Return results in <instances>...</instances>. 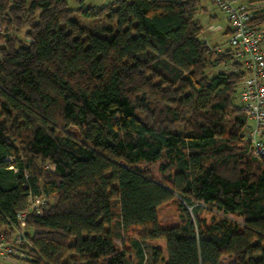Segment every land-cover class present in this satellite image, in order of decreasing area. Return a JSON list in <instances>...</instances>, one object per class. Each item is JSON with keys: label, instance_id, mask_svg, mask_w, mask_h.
<instances>
[{"label": "trees", "instance_id": "16d2710c", "mask_svg": "<svg viewBox=\"0 0 264 264\" xmlns=\"http://www.w3.org/2000/svg\"><path fill=\"white\" fill-rule=\"evenodd\" d=\"M66 1L0 0V238L18 228L25 264H146L151 240L149 264H264V155L241 72L205 73L231 58L197 0Z\"/></svg>", "mask_w": 264, "mask_h": 264}, {"label": "built area", "instance_id": "2783aa9c", "mask_svg": "<svg viewBox=\"0 0 264 264\" xmlns=\"http://www.w3.org/2000/svg\"><path fill=\"white\" fill-rule=\"evenodd\" d=\"M211 2L225 16L228 43L234 58L241 57L243 62L242 71L245 75L236 92L238 104L249 121L243 141L250 145L253 155H264V26L255 20V10L249 4H243L239 0ZM4 33L5 25L0 19V35ZM42 202L41 197H31L29 207L38 213V205ZM24 217L25 213H16L21 224ZM15 230L8 240L0 238V260L16 263L26 258L20 243L27 241L18 228Z\"/></svg>", "mask_w": 264, "mask_h": 264}, {"label": "rangeland", "instance_id": "374dc122", "mask_svg": "<svg viewBox=\"0 0 264 264\" xmlns=\"http://www.w3.org/2000/svg\"><path fill=\"white\" fill-rule=\"evenodd\" d=\"M70 8H74L76 3L74 0L66 1ZM90 4H95L93 1H89ZM87 2V3H88ZM214 14V15H213ZM212 15V17H210ZM194 19L199 22L202 32L200 34V39L205 41L207 45L214 47L216 45L221 51H228L232 62H221L219 64H215L210 68L206 69V75L210 76L219 72L229 73L233 70V72L238 73L241 72L242 76H244L243 62L241 57L234 58L233 51L230 49V45L228 43V37L225 33L226 21L225 16L221 11L217 9V7L211 2V0H197L196 8L194 11ZM264 26V25H263ZM24 29H21L18 32L14 31L13 27L8 28L9 36H16L20 39H23ZM213 60V56L211 57ZM242 78V77H241ZM236 96V95H235ZM237 100L235 99V102ZM150 169L152 170L155 176H159L158 164L150 165ZM190 211L191 207H187ZM200 217L205 218L207 221L211 215V212L207 209H201L199 212ZM158 220L162 226L170 227L178 223L179 216L178 210L176 207L175 199L169 200L163 203L158 209ZM20 228L22 230L25 228L22 225ZM24 231V230H23ZM12 237V236H11ZM10 237V238H11ZM116 245H119L120 240L114 239ZM144 251L146 253V264H149L153 260V252L155 249H159L161 256H164V241L163 240H151L147 241L143 244ZM0 264H25V262L19 261L16 263H10L8 261L0 260ZM224 264V263H222Z\"/></svg>", "mask_w": 264, "mask_h": 264}, {"label": "crops", "instance_id": "0c3cea01", "mask_svg": "<svg viewBox=\"0 0 264 264\" xmlns=\"http://www.w3.org/2000/svg\"><path fill=\"white\" fill-rule=\"evenodd\" d=\"M89 1H91V2L93 1L95 3L92 5H102L104 3H107L110 0H89ZM87 2H88V0H84L85 5L90 4L89 2L88 3ZM239 2H241L243 4H249L250 6H252L255 10L254 11V13H255L254 17H256L261 12V10H264V0H239ZM210 17H212V15ZM261 24L264 25V22ZM225 25H226L225 33L227 34V23H225ZM214 47H216V49L221 51V49L218 48L216 45H214ZM230 62H232V59L230 61H228L227 63H230Z\"/></svg>", "mask_w": 264, "mask_h": 264}]
</instances>
